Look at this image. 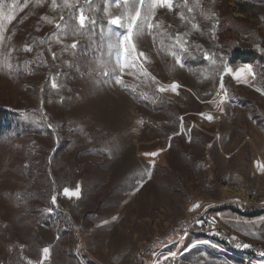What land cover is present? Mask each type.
<instances>
[{
	"label": "rangeland",
	"instance_id": "rangeland-1",
	"mask_svg": "<svg viewBox=\"0 0 264 264\" xmlns=\"http://www.w3.org/2000/svg\"><path fill=\"white\" fill-rule=\"evenodd\" d=\"M240 1L182 0L178 8L173 0L146 21L145 7L129 56L119 43L125 10L108 0V20L123 16L124 26L102 28L100 46L88 40L87 52L59 51L48 61L46 52L8 54L13 68L0 67V102L25 116L26 135L0 142V264H264L204 236L264 247V72L246 64L217 75L182 58L204 46L203 32L220 49L238 44V34L219 29L231 17L235 26L247 21L264 48V4ZM57 4L51 14L60 21L71 9ZM6 8L0 0L11 15ZM157 17L178 30L183 48L163 28L151 33ZM190 26L198 29L192 38ZM5 54L0 42V64ZM173 83L176 92L158 90ZM77 186L79 198L64 195Z\"/></svg>",
	"mask_w": 264,
	"mask_h": 264
},
{
	"label": "trees",
	"instance_id": "trees-1",
	"mask_svg": "<svg viewBox=\"0 0 264 264\" xmlns=\"http://www.w3.org/2000/svg\"><path fill=\"white\" fill-rule=\"evenodd\" d=\"M107 1L108 0H90V3H86L85 0H78L75 8L68 11L63 20L55 21L54 16L51 14L53 12L51 0H41L40 3H37V0H28L26 6L24 5L23 0H6V14L8 15L11 13V16H14V20L9 22L3 19L2 21V23L4 22V25L6 26L5 31H3L4 40L1 42L2 53L3 50L7 54H10L11 51L12 53L21 51L28 55L31 54V51H36L37 53L46 52L48 58L45 60L48 61L51 60V54H55V58H53L56 59L59 51H64L66 55L73 54L75 50L76 53L81 51L84 53L87 52L88 40H90V44L95 45L96 47L100 46V31L109 24L108 17L105 13ZM181 1L182 0H174L175 7L179 8ZM242 1H240V3ZM245 1H249V3L252 2L254 4H264V0ZM80 8H83L85 15H87L90 20H94L95 23H88L82 32L72 35L71 28L75 26V16L78 14V10ZM239 8L241 9V14H247V12H245L246 10H244L243 6L241 7L240 4ZM45 16L48 17V20L53 22L49 23L48 20L41 19ZM158 18L159 17L153 20L151 33L153 34V29L158 30L159 28H163L168 31V42L175 45V35L178 30L173 26L166 29L162 22L157 20ZM235 19L239 20V18ZM56 24H59L60 27L57 28ZM240 24V27L235 26L233 24L232 17L230 18V21L229 19L227 20V23L222 20V26L219 28L220 31L223 30L225 32H233L239 36L238 44L236 42L229 41L226 46L224 45L223 48L227 49L228 52H223V48L220 49L216 46L215 40L212 38L210 33L203 32L205 35L204 46L197 47L198 45H196V48L189 51L187 49L184 51L180 49L183 51L182 58L184 64L190 68H204L217 75H221L226 68H235L240 65L249 64L255 67V71H258L257 73H263L264 48H257V46L260 45L258 41L259 33L255 29H249L247 27V21H242ZM66 26L68 27L66 28ZM184 26L187 27L185 24ZM197 30L198 29L190 26L189 34L191 38L193 37L191 33L195 32V34H198ZM185 34L184 40H187L188 31ZM73 42H77L75 49L71 48V44ZM25 46L30 47L31 51H25ZM12 53L9 57L12 56ZM60 69L65 68H62L61 65ZM54 71L56 70L53 66L47 69L45 75L48 80L52 78ZM47 86V84L44 85L46 89ZM132 98L136 103L142 105V102L137 101L139 99L136 95ZM163 99L166 103L178 104L177 101L166 98ZM10 106V104L0 102V142L12 141L16 136L20 137L18 135H21L22 133L23 136L26 135V128L23 125L25 116L22 113H19V110L8 108ZM156 112L158 111L155 110V113ZM179 115L180 112L178 113V118ZM176 116L177 112L175 113V116H173L175 121L177 120ZM43 119L45 121L46 116H44ZM191 134L195 136L197 143L196 131H193ZM243 211L245 210H241L238 213L246 217L261 215V212L260 214H252ZM204 236L218 244L223 245L229 252L238 255L241 258L248 256L258 259L259 256H261L264 260V247H259L257 245H248V247H245L246 244L242 241L233 236L221 233L215 234L214 232L208 231L204 234ZM236 262L243 263L240 262V260Z\"/></svg>",
	"mask_w": 264,
	"mask_h": 264
},
{
	"label": "snow or ice",
	"instance_id": "snow-or-ice-1",
	"mask_svg": "<svg viewBox=\"0 0 264 264\" xmlns=\"http://www.w3.org/2000/svg\"><path fill=\"white\" fill-rule=\"evenodd\" d=\"M40 2H41V0H37V3H40ZM85 2L90 3V0H85ZM23 3L26 6L28 3V0H23ZM51 3H52L53 9H56L57 7L61 6V5L57 4V0H51ZM75 3H78V0H75V2H73V0H62V7L66 8V9H74ZM113 3L118 8L122 4L123 8L125 10V15L127 17V33L119 38V43L122 46L123 52L129 56H131L132 53L135 52V44L133 43V34L135 33V35L139 36L143 32V27H142L143 21H141V10L144 9L145 7L147 9V11L144 13V18H143L146 21L149 19V17L151 15L154 14L155 9L158 7H165V8H168L169 10H171L173 8V0H113ZM184 3H185V6H187V0H184ZM105 11L107 12V8L105 9ZM188 11L191 12L192 9L188 8ZM0 17H2L4 20H7L9 22L12 19H14V16H11V15L5 16L3 12H0ZM181 18H183V14H181ZM41 19L48 20V17L45 16V17H42ZM60 19L63 20L64 17L61 15ZM123 19H124L123 16L112 17L109 20V24L110 25H116L119 27H123L124 26V24L122 23ZM138 21H140V23H138ZM48 22L52 23L53 21L48 20ZM88 23L94 24L95 21L90 20L89 17L87 15H85L84 9L80 8L78 10V14L75 16V26L71 28L72 35H76L77 33L82 32V30L85 29V27L87 26ZM56 27L59 28L60 25L56 24ZM67 27L68 26H66V28ZM147 27L149 29H151L153 27V25L151 23H149V24H147ZM194 27H196V26L194 25ZM3 40H4L3 23L0 22V42H2ZM176 42H177V44L180 45L181 48H183V44L181 43V39H180L179 34H177V36H176ZM76 46H77V42H73L71 44V48H73V49H75ZM25 51H31V48L28 46H25ZM143 55H144L143 53H139V56H143ZM172 55L174 57H176V63L179 64L181 67H183L184 65L181 61L180 56L177 55V53H175V52H173ZM53 57L55 58V54H53ZM0 67H6L9 71L12 70L13 65L9 62L7 53L5 54V61L2 64H0ZM145 74H147V73L145 72ZM152 79L155 80V77H153ZM116 82L122 83V80L120 78H117ZM52 87L53 88L58 87V85L55 83V81H53ZM178 87L179 86L176 83H173L172 85L168 86L167 88L166 87H160L158 90L160 92H164V91L169 90V88H170L171 91L176 92ZM220 89L221 90L224 89L222 78H221ZM225 95H226V93H225ZM223 102H224L223 98H221V103H223ZM217 106H219V105H217ZM221 111H222V109H221ZM201 115H203V114H201ZM206 118L209 120L213 119L212 116H207ZM145 155L156 156L157 153H146ZM63 191H64V195H66L68 197L79 198V196H80L79 186H77L74 191L70 190L69 188H64ZM53 203H55V197H53ZM197 207H199L198 204L193 205V207H192V209H190V211L194 210ZM245 247H248V245H245ZM42 252H43L44 258H47L49 255V248L46 247V248L42 249ZM169 255L172 257H175L176 253L173 252V253H170ZM29 264H31V262H29Z\"/></svg>",
	"mask_w": 264,
	"mask_h": 264
}]
</instances>
